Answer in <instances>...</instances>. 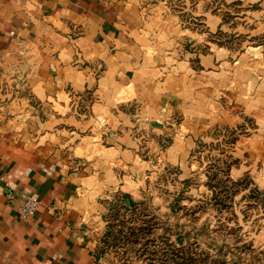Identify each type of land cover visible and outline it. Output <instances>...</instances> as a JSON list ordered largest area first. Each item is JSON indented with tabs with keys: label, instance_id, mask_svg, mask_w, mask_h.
Listing matches in <instances>:
<instances>
[{
	"label": "crops",
	"instance_id": "0c3cea01",
	"mask_svg": "<svg viewBox=\"0 0 264 264\" xmlns=\"http://www.w3.org/2000/svg\"><path fill=\"white\" fill-rule=\"evenodd\" d=\"M224 6L228 17L149 0H0V264H98L109 196L147 176L144 143L170 139L167 163L181 166L218 124L222 95L258 105L264 122V5ZM244 47L263 53L252 88L219 66L250 65ZM23 192L40 199L26 218Z\"/></svg>",
	"mask_w": 264,
	"mask_h": 264
},
{
	"label": "rangeland",
	"instance_id": "374dc122",
	"mask_svg": "<svg viewBox=\"0 0 264 264\" xmlns=\"http://www.w3.org/2000/svg\"><path fill=\"white\" fill-rule=\"evenodd\" d=\"M149 2L188 5V11L195 5H208V13L213 9L227 17L224 5H264V0ZM188 21L201 26L195 17ZM238 39L228 36L227 43ZM197 48L213 51L209 42ZM244 49L250 65L225 58L219 66L229 69L231 79L243 81L245 76L251 86L253 71L257 72L252 65L264 50L261 54L256 48L259 53L255 55L250 53L252 47ZM259 77L263 82L254 96L264 91V75ZM228 96L219 97L224 110L218 124L203 129V137L196 140L181 166L167 163L164 147L170 139L157 140L153 147L144 143L141 155L150 163L147 176L130 194L134 203H129L125 190L110 194L112 230L99 238L98 264H264V122H255L254 115L260 118L258 105L247 109L241 100ZM237 115H242V122L234 127ZM238 162L243 168L230 173ZM240 172L244 173L237 176Z\"/></svg>",
	"mask_w": 264,
	"mask_h": 264
},
{
	"label": "built area",
	"instance_id": "2783aa9c",
	"mask_svg": "<svg viewBox=\"0 0 264 264\" xmlns=\"http://www.w3.org/2000/svg\"><path fill=\"white\" fill-rule=\"evenodd\" d=\"M8 195H12L11 191L8 190ZM22 202L19 206L20 214L23 218L28 217L37 209L40 199L34 192H23L21 193Z\"/></svg>",
	"mask_w": 264,
	"mask_h": 264
},
{
	"label": "trees",
	"instance_id": "16d2710c",
	"mask_svg": "<svg viewBox=\"0 0 264 264\" xmlns=\"http://www.w3.org/2000/svg\"><path fill=\"white\" fill-rule=\"evenodd\" d=\"M209 185H210L211 188L215 187L214 183H210ZM125 197L128 198L129 203H134L132 198H131V195L128 192L125 193ZM109 210H108L107 214L105 215L106 225H105V230H104V233L102 234V237L103 236L105 237V235L108 234L112 230L111 224H110V219H109V217H110V211ZM96 253L98 254V251ZM97 254H96V256H97Z\"/></svg>",
	"mask_w": 264,
	"mask_h": 264
}]
</instances>
